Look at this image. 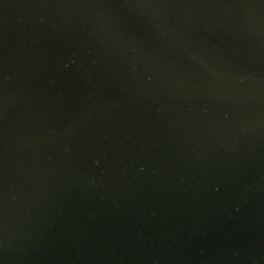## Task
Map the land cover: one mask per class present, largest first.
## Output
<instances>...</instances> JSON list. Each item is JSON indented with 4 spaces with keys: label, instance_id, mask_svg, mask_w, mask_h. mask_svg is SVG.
Segmentation results:
<instances>
[{
    "label": "water",
    "instance_id": "water-1",
    "mask_svg": "<svg viewBox=\"0 0 264 264\" xmlns=\"http://www.w3.org/2000/svg\"><path fill=\"white\" fill-rule=\"evenodd\" d=\"M0 264H264V0H0Z\"/></svg>",
    "mask_w": 264,
    "mask_h": 264
}]
</instances>
